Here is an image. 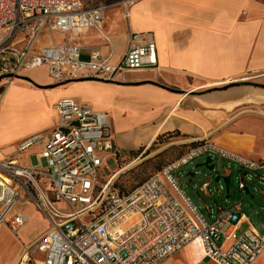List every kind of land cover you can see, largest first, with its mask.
I'll list each match as a JSON object with an SVG mask.
<instances>
[{"label":"built area","instance_id":"obj_1","mask_svg":"<svg viewBox=\"0 0 264 264\" xmlns=\"http://www.w3.org/2000/svg\"><path fill=\"white\" fill-rule=\"evenodd\" d=\"M122 1L129 9L140 0ZM108 9L104 3L88 9L81 0H0V80L43 69L60 85L86 78L112 81L156 69L152 35L132 34L127 52L115 65L99 53L83 61L81 45L72 41L37 50L45 30L66 37L90 28L102 31ZM54 107L58 126L17 145L16 154L41 146L35 164L22 166L12 157L0 161V225L7 224L18 235L29 223L28 216L16 210L21 203L33 204L49 222L45 236L25 250L19 264H29L37 253L43 255L41 264H163L195 242L201 244L205 259L218 264H254L264 253V234L241 212V204L218 207L215 220L209 222L174 175L204 156L215 167L214 158L219 157L238 165L239 189L251 194L244 178H257L264 185V162L205 139L124 195L112 181L119 168L107 179L101 173L111 158L103 152L112 151L117 159L106 114L70 99ZM208 189L209 183L204 184L203 190Z\"/></svg>","mask_w":264,"mask_h":264},{"label":"crops","instance_id":"obj_2","mask_svg":"<svg viewBox=\"0 0 264 264\" xmlns=\"http://www.w3.org/2000/svg\"><path fill=\"white\" fill-rule=\"evenodd\" d=\"M81 2L88 9L101 4ZM109 11L102 31L90 28L71 37L51 32L60 37L51 45L77 42L83 61L99 53L115 65L132 34L152 35L158 67L112 81L86 78L62 85L43 69L23 73L34 84L23 80L26 84L7 96L8 105L29 104L35 126L18 134L0 129V161L12 157L22 166L34 165L41 146L26 161L11 150L16 153L15 144L56 128L54 106L70 99L106 114L112 126L110 146L133 161L143 159L160 136L179 132L185 142L208 139L264 162V0H140L129 9L107 15ZM36 71L44 77L31 78ZM43 218L46 228L28 232L25 226L17 236L7 224L0 225V264H19L25 250L47 233L49 222ZM37 256L29 264H41L43 255ZM163 264L218 263L188 245ZM254 264H264V253Z\"/></svg>","mask_w":264,"mask_h":264},{"label":"rangeland","instance_id":"obj_3","mask_svg":"<svg viewBox=\"0 0 264 264\" xmlns=\"http://www.w3.org/2000/svg\"><path fill=\"white\" fill-rule=\"evenodd\" d=\"M85 4H98L106 3L109 5L107 15L113 13L114 10H118L124 7L122 0H84ZM126 8V7H125ZM60 37L52 34L50 31L45 30L39 37L37 45L38 47H48L52 42L59 40ZM37 75L34 77H44L41 71H36ZM36 79V78H35ZM25 81V80H24ZM21 79L3 78L0 81V94L2 95L7 90L2 105L0 106V129L7 134H18L23 131H29L35 126V120L31 117L30 105H8L7 96L11 93L22 88L26 83ZM28 81V80H27ZM10 87V88H8ZM183 138L174 139H160L157 141L147 156L149 158L135 163L131 168L122 173L115 181V187L121 194H127L135 189L140 184L147 181L153 174L162 170L168 164L178 160L188 150L189 146L183 145L185 142ZM17 144H15L16 148ZM14 156L19 157L21 161H26L28 156L37 154L39 152L38 147H33L23 154H16ZM110 155L108 160V168L103 167L101 173H103L105 179L111 175V171L126 168L132 163V158L118 157L115 158L114 152H103L102 156ZM124 156V155H123ZM146 157V156H145ZM206 156L195 159L192 163L181 167L174 172V175L179 180V185L189 197V199L196 205L200 213L204 218L213 222L217 216L218 207L225 208L227 206L240 205L242 206V213L248 218V221L253 225L257 231L264 234V185L259 182L257 178H253L252 182H248L246 178L244 181L248 184L251 190V194L239 189L240 173L239 167L236 164L229 162L226 159L219 157L214 158L215 169L209 170L207 167H198L206 160ZM130 160V161H129ZM262 174L263 172H257ZM230 176L229 184V198L228 187L225 184L223 177ZM218 177H222L219 182L216 181ZM209 183V189L203 190V185ZM222 187L223 190L218 189ZM253 196V197H252ZM18 209L27 213L30 217V222L26 225L28 232H37L47 227L48 223L44 221V216L40 213L33 211V207L30 204H18ZM212 209V215L210 210ZM37 257L41 259L39 253ZM35 255V256H36ZM33 259V258H32Z\"/></svg>","mask_w":264,"mask_h":264},{"label":"water","instance_id":"obj_4","mask_svg":"<svg viewBox=\"0 0 264 264\" xmlns=\"http://www.w3.org/2000/svg\"><path fill=\"white\" fill-rule=\"evenodd\" d=\"M17 79H21V80H28V82H30V83H33L30 79H27V78H24V77H17ZM1 81V80H0ZM34 84V83H33ZM60 85H62V84H60ZM54 87H57V86H51L50 88H54ZM201 141H203V140H197V141H188V142H182L183 144H190V143H198V142H201ZM150 156H146V157H144L143 158V160H145V159H147V158H149ZM142 160V161H143ZM203 166H205V167H207L209 170H214V165L212 164V159L210 158V157H207L206 158V160H205V162L203 163V164H200L198 167H203ZM125 172V171H124ZM124 172H122V173H124ZM121 175V174H120ZM221 178L222 177H218L217 179H216V181L217 182H219L220 180H221ZM223 180H224V182H225V184L227 185V189H228V192H229V184H230V178H228V177H223ZM227 198H228V196H227Z\"/></svg>","mask_w":264,"mask_h":264},{"label":"bare ground","instance_id":"obj_5","mask_svg":"<svg viewBox=\"0 0 264 264\" xmlns=\"http://www.w3.org/2000/svg\"><path fill=\"white\" fill-rule=\"evenodd\" d=\"M8 88H10V87H8ZM5 95H6V92H5V94H4V97H5ZM134 164H135V163H133V164L127 166L126 168H123V169L117 171V174H115V175L113 176L112 181H115V180L120 176V174H122V172H124V171L128 170L129 168H131ZM192 247L195 249V251L197 252V254H199V255H203L202 246H201V244H200L199 242H195L194 244H192ZM25 255H26V254H24V256H25Z\"/></svg>","mask_w":264,"mask_h":264},{"label":"trees","instance_id":"obj_6","mask_svg":"<svg viewBox=\"0 0 264 264\" xmlns=\"http://www.w3.org/2000/svg\"><path fill=\"white\" fill-rule=\"evenodd\" d=\"M183 136L179 133V132H175V133H170V134H167V135H164V136H160L159 138H158V140L157 141H159L160 139H174V138H182ZM156 141V142H157ZM155 142V143H156ZM183 145H186V146H189V149L190 148H192V147H194V146H196L197 145V143H188V144H183ZM148 155V154H147ZM146 155V156H147ZM116 156H117V158L118 157H125V158H128L127 156H123V154H120V153H118V152H116ZM130 193V192H129ZM128 194V193H127Z\"/></svg>","mask_w":264,"mask_h":264}]
</instances>
